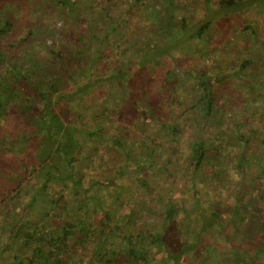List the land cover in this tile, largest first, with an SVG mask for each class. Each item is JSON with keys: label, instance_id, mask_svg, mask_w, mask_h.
<instances>
[{"label": "trees", "instance_id": "16d2710c", "mask_svg": "<svg viewBox=\"0 0 264 264\" xmlns=\"http://www.w3.org/2000/svg\"><path fill=\"white\" fill-rule=\"evenodd\" d=\"M260 19L264 0H0V264H264Z\"/></svg>", "mask_w": 264, "mask_h": 264}, {"label": "rangeland", "instance_id": "374dc122", "mask_svg": "<svg viewBox=\"0 0 264 264\" xmlns=\"http://www.w3.org/2000/svg\"><path fill=\"white\" fill-rule=\"evenodd\" d=\"M148 11H150L149 8H148ZM256 17L260 18L259 15H257ZM146 18H147V13L142 8L141 11H139L137 14H135L131 17L130 28L140 29L142 26H144V25L146 26L147 25L146 24V22H147ZM258 25H259V28L264 27V23H262L261 19H260V23ZM193 41L190 43V45L193 47V49L195 51H197L199 45L195 44L194 43L195 41L194 42ZM256 47H258L260 49L259 44H257ZM202 64L207 65L209 63L207 61L202 60V62H200V65H202ZM255 69H256V66L251 68V70H255ZM164 71L165 70H163L162 67L155 70V73H158V76H159L157 81L162 80L161 76L163 75ZM263 77H264V75H263ZM230 90L234 94H236L235 90L237 91V93L242 94L243 92H246L248 90V86L246 85V83L243 80L234 79L232 81V84L230 83ZM163 93H168V92H163ZM260 99H261V97L259 98V101H261ZM166 102L168 105V112L170 114L169 117L177 116V112L180 110L181 106L179 104H175V105L172 104L171 98H169L168 101H166ZM183 102H185V101H183ZM259 104L260 103H255L253 106H250L249 110H247V112L250 114V118L248 119V122H249L248 123V130H251V127L255 123H261V126L263 127L261 130H259L256 133L255 137H253L251 139L250 151H254L256 148L255 145L258 144V148H259L260 152L262 154H264V143L260 144V143L256 142V140L258 138H262L264 136V123H263L264 122V103L262 101L261 105H259ZM241 118H243V116H241ZM181 119L185 120V118L183 116ZM188 119H190V121H187V127H188V132L190 133L192 131V129L194 130L195 126L198 124L196 123V125H195V123H192L193 119H191V116H189ZM112 125H113L112 131H114L115 130V123H112ZM124 125H126V124H124ZM121 128H124V127H119V129H121ZM131 128L136 130V133H133L132 137L138 139L141 136L140 129H138V128L136 129V128H134V126H131ZM210 130L211 131L214 130L216 132L214 127L211 128ZM207 133H209V132H207ZM147 139H148L149 143L152 142L151 141L153 139V130L152 129L150 130V132H148ZM177 156H178L179 162H182V164H183L184 163L182 161V160H184L183 156H181V155H177ZM215 161L216 160H214L213 162L216 163ZM223 164H220V163L217 164L216 163L215 167L219 171V174L216 176V178L220 177L223 180H224V178H225V180H230L229 181L231 183V189L230 190L234 191L235 190V187H234L235 186V179L236 178L238 179V175L235 173V170H234V167L232 166V164H225V163H223ZM252 170H253V172L257 171V168L252 167ZM253 172H251V173L253 174ZM168 182L174 183L173 188H174L175 195L181 196L183 193V189L181 187L183 180L178 178V175H175V177L174 176L170 177V179H168ZM222 182H224V181H222ZM135 194H136V196H140L139 191L136 192ZM228 194L230 195V193H228ZM146 198H147L148 203L151 202V200H152V203L154 202V204H155L154 212L157 214L156 216H161L162 210H161L160 203L158 202V199H157L158 198L157 192L155 190L152 191L150 194L147 195ZM138 200L140 201V198H138ZM189 226H191V224H189ZM88 246H90V245H88ZM218 264H230L229 257L226 256L225 258L220 259Z\"/></svg>", "mask_w": 264, "mask_h": 264}]
</instances>
